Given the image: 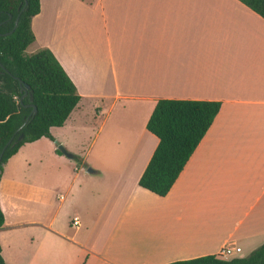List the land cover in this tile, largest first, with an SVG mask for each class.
<instances>
[{"label": "crops", "instance_id": "crops-1", "mask_svg": "<svg viewBox=\"0 0 264 264\" xmlns=\"http://www.w3.org/2000/svg\"><path fill=\"white\" fill-rule=\"evenodd\" d=\"M31 26L36 51L54 53L81 100L51 128L58 143L28 142L4 165L6 264H167L233 241L242 250L230 259L264 243L261 15L240 0H40ZM160 99L221 102L166 196L139 185L159 142L147 122ZM125 119L127 154L111 155ZM105 134L109 154L88 155ZM39 144L55 160L62 144L86 169L62 179L55 209L40 173L26 171Z\"/></svg>", "mask_w": 264, "mask_h": 264}, {"label": "trees", "instance_id": "trees-1", "mask_svg": "<svg viewBox=\"0 0 264 264\" xmlns=\"http://www.w3.org/2000/svg\"><path fill=\"white\" fill-rule=\"evenodd\" d=\"M240 1L264 18V0ZM39 11L40 0H0V156L4 151L0 181L4 165L24 144L42 137L55 140L51 128L64 125L81 100L75 83L50 49L41 48L26 54L36 39L31 23ZM20 80L31 86L27 94ZM35 107L37 112H34ZM220 108V101L158 100L147 129L159 142L139 185L166 196ZM4 223L5 214L0 204V227ZM0 264H6L1 244ZM167 264H264V243L248 256L227 259L209 254Z\"/></svg>", "mask_w": 264, "mask_h": 264}, {"label": "rangeland", "instance_id": "rangeland-1", "mask_svg": "<svg viewBox=\"0 0 264 264\" xmlns=\"http://www.w3.org/2000/svg\"><path fill=\"white\" fill-rule=\"evenodd\" d=\"M34 52H36V46L35 44L32 43L27 48L26 54H32ZM116 133L119 136H122L125 142H122L120 145L116 141L112 142L114 147L111 149V155L124 156L127 154V119H125V122H123L121 125H118ZM105 139H106V134L99 139V142L95 145L94 148L90 145H87L85 147V150L88 151V155L89 153L91 157L108 155L109 153L106 151V149H103L102 147ZM57 140L58 139H55V142ZM43 149L44 147L42 144L34 145L28 149L30 166L26 168V171L30 173L32 172L40 173V177L37 179V186L40 189H46V190L50 189V191L52 190V194H53L52 204H53V209H55L60 202L56 197H54V193L56 191L58 194H62L66 192L67 184H64L62 179L64 178L70 180L71 178H73V176L78 172L76 170V167L80 168L81 164L78 158L79 156L75 158H69L66 155H62V158L57 160L47 158L46 156H44L42 152ZM81 168L83 170V173H85L86 169L83 167ZM246 252L247 251L244 250L242 254L244 256H248V254L245 255Z\"/></svg>", "mask_w": 264, "mask_h": 264}, {"label": "built area", "instance_id": "built-area-1", "mask_svg": "<svg viewBox=\"0 0 264 264\" xmlns=\"http://www.w3.org/2000/svg\"><path fill=\"white\" fill-rule=\"evenodd\" d=\"M63 199V196L60 197ZM74 226H78L80 223V219L78 216H75L72 221ZM242 248L237 245L235 242L230 241L227 244H225L222 249L219 252V255L223 258H227L229 256H233L235 253L241 252Z\"/></svg>", "mask_w": 264, "mask_h": 264}, {"label": "water", "instance_id": "water-1", "mask_svg": "<svg viewBox=\"0 0 264 264\" xmlns=\"http://www.w3.org/2000/svg\"><path fill=\"white\" fill-rule=\"evenodd\" d=\"M26 3H27V1H26ZM17 23H18V19L16 20V22H15V26L17 25ZM20 83H21V85H22V90L25 92V94H27L28 93V90L30 89V85L28 84V83H23V81L22 80H20ZM34 112H37V108L35 107V109H34ZM22 137V135L20 136V138ZM14 139V136L8 141V143H7V145H6V147H5V149L7 148V146L12 142V140ZM56 143H58L57 141H56ZM58 146H59V149L61 150V151H63L68 157H72V155L66 150V148L62 145V144H58ZM4 149V150H5ZM3 153H4V151H3ZM3 153H2V155L0 156V167H1V165H2V156H3Z\"/></svg>", "mask_w": 264, "mask_h": 264}]
</instances>
